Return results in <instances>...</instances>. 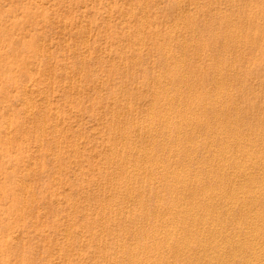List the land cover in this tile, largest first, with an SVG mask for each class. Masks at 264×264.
Returning <instances> with one entry per match:
<instances>
[{"label":"rangeland","instance_id":"obj_1","mask_svg":"<svg viewBox=\"0 0 264 264\" xmlns=\"http://www.w3.org/2000/svg\"><path fill=\"white\" fill-rule=\"evenodd\" d=\"M214 1L215 0H0V264H136V262L137 264L140 262L141 264H159V262L162 264L167 260V264H179V262L180 264H202V262L203 264H208L211 262L212 257L213 260H215L216 256L213 252H208L200 247L201 244H213L215 240L216 243L219 242L221 244H217L219 247L227 250L228 255L229 253L231 254L229 256L227 255V258L229 257L230 259L233 256V251H236V253L234 252L235 255L241 254L240 252H242L243 249L244 253L249 254L252 252V248L246 250L247 248H245V246H241L242 249L239 245H234L233 243L238 239L237 237L241 239L239 234L244 238L242 240H247V236L250 238L252 234L254 235L255 233H263L264 235V190H262L264 189V175H262L264 174V170H262L264 169V165H259L260 163H264V159L258 164L252 161L248 162L247 160L249 159V155H261V157L264 158V132H261L264 131V110H262V108L264 109V0ZM223 2L225 3L222 4ZM211 5L214 7L212 8ZM226 21H228V23ZM226 24L228 27H225ZM229 24L233 26H229ZM220 25L221 28H219ZM240 25H243V27H240ZM229 27L232 28V31ZM241 28H243V30ZM238 30L239 32H236ZM235 34H239L238 37H236L237 35ZM202 38L205 39L204 44ZM217 40H219V42ZM214 42L217 44H214ZM181 45L183 46L180 47ZM234 49H236V51ZM187 55L189 56L187 57ZM189 58L191 59L190 61H188ZM194 59H196L195 62H193ZM212 61H214V63ZM215 61L220 63L216 64ZM190 62L193 63L190 64ZM197 65L199 66L198 68ZM170 68L172 69L170 70ZM216 68H218L217 70L221 68V70L217 71ZM195 69L198 71L197 75ZM193 70L195 71L193 72ZM235 72L237 73L235 74ZM235 75L236 77L240 76L242 79L239 77V80ZM217 77L219 79H217ZM157 78L158 80H156ZM230 78L231 80L229 81ZM215 80H217L216 83ZM222 82L224 83L222 84ZM149 85L153 87V90L149 88ZM216 85L219 90L216 88ZM166 87L168 89H166ZM158 88L159 91H162H160L161 93L158 91ZM162 89H164V91ZM214 90L218 91L217 94L222 91L219 95L225 97V99L227 97L226 100L230 102L225 100L221 102L222 104H216V102L211 99L216 95ZM166 93H169V96ZM172 93L173 98H171ZM200 93L201 96H204L203 93H205L204 97H206L205 102L207 103L203 104L204 107H210L209 109H211L215 104L217 106L219 105L218 108H226L228 115L232 119L231 121H233V119L238 121L236 122L234 120L231 126L228 127L223 124L224 122L222 119L221 122L218 119H210V117L202 112L203 109L196 108L200 103V106L202 105V102L197 99L200 98ZM259 95H261L260 99ZM166 96L168 97L167 99ZM249 96L250 98L246 100ZM257 96L258 98H256ZM232 98H234L233 101ZM195 99L197 100L195 101ZM159 100L160 102L157 103ZM166 100L167 102L170 101V104L167 103ZM249 100L250 102L247 103ZM175 101L179 103L175 104ZM185 102H188V105ZM196 102L197 105L195 104ZM237 102L239 103V107L236 106L238 105ZM182 103L185 104V106ZM158 104L161 105L159 106ZM171 104L173 105L171 106ZM255 104L257 105L255 106ZM241 106L244 108L242 109ZM191 110L195 112L191 113ZM206 110L208 111V109ZM153 111H155V113H153ZM234 111L237 115L234 114ZM156 114H166V121H162V123L156 121L154 125V119H151V117ZM179 114L181 115L179 116ZM247 115L248 117H246ZM188 118L190 119L188 120ZM171 120L176 124L175 126H173ZM192 120H196L201 124L196 125V122L191 124L190 122ZM186 121H190L189 123L194 127V130ZM207 121H209L210 124ZM247 121L248 124L250 123L249 127L248 124H246ZM166 122L169 127L166 126ZM212 123L213 125H211ZM236 123L237 125H235ZM257 123L261 125L263 129H260L261 126L257 128ZM138 124L140 126L137 128ZM239 124L241 125L239 126ZM141 126L143 127L141 128ZM182 127L188 128L185 130L184 128L182 129ZM159 128L161 130H159ZM178 128H180L179 135L175 130L174 136L170 135L173 129ZM250 128H252L251 131ZM136 129H139L140 133L136 131ZM141 129L143 131H141ZM213 129L215 131H212ZM223 129L225 134L223 133ZM239 129L240 131L245 129L247 131H241L240 133V131L238 132ZM145 130H148V132H145ZM166 130H168V132ZM190 130H192V133H190ZM228 130L232 132L236 131L238 134L240 133L242 138L239 137L238 140H236L235 137H232L236 133H231V131ZM208 131L211 134L213 133L212 135L209 134V138ZM141 132L145 133L142 135ZM153 132H155L154 135ZM246 132H249L252 138L249 136V133L247 135ZM253 132L255 137L253 136ZM129 133H132V135L130 134V136H128ZM221 134L222 137L219 136ZM167 136H169V140L166 138ZM214 136L215 138L213 140ZM193 137L195 139L197 137L196 140L198 141L196 142L195 139L192 140ZM225 137L229 140L227 141ZM161 138H163L164 141ZM186 138L187 140L184 142ZM188 138H191L192 141ZM216 138H218L217 140L220 139L221 143H219L220 141L216 142ZM253 138H260L261 141L259 142L261 143L258 142V139L256 141L252 140ZM130 139L132 144L129 141ZM206 139H211V141L208 140V143L210 144L211 142L212 145L210 144V147H206L209 150L206 148L203 149V145L208 144ZM224 139V142H235V148L231 142L230 146H232V152L229 146L228 150H225L224 154H219V156L217 155L218 148H223L221 146L224 145L222 142ZM235 140L238 142L240 141V144ZM243 140L245 141L243 142ZM148 141L149 144L147 143ZM170 142H172V144ZM126 143H130L131 145L129 144V146L131 147H128ZM167 143L169 145H167ZM182 143H184V145L186 143V146ZM188 143H191L193 146ZM251 143H254L252 144L253 146H250ZM138 144L144 146L141 145V147L140 145L138 146ZM226 144L227 143H225V145ZM178 145L180 147H177ZM243 145L245 146L244 148H246V146L248 147L244 151ZM168 146L170 147L169 150ZM173 146L175 150L172 149ZM213 146L214 148H211ZM158 147L159 150L162 149V152L158 151ZM183 147H190V151L187 152L188 154L184 152L185 150ZM236 147L239 149L238 151L235 150ZM144 148H146V150ZM259 148H262L263 151ZM213 149H215V152ZM135 150H137L136 154L132 152H135ZM178 150H181L182 153H178ZM154 151H156V154ZM172 151H174V153H172ZM235 151H237V156H239L238 159L235 155ZM147 152L148 154H145ZM213 152H217L216 155ZM225 154L227 158L230 154L231 156L233 155L232 157H234L235 160L232 158H228V160ZM112 156L116 157L112 158ZM153 156H157L158 158L154 160L155 157ZM218 156L221 157V160ZM122 158L124 159L121 160ZM146 158L148 160H146ZM174 158H176V160ZM225 158L227 160H225ZM125 159H127V162H125ZM194 159L195 162H193ZM216 159L217 161L219 159V163L215 161ZM142 160L146 161L143 163ZM243 160L245 164H243ZM121 161H124L123 164ZM184 161H187L188 164H185ZM227 161L229 162L228 164ZM134 162L136 163L135 165L140 163L138 168L141 166V163L142 166L145 164L147 167L141 166V169H138L137 166L134 165ZM151 162L152 165H150ZM238 162L242 167L244 165L243 169H246V167L249 168V165L251 166L249 169L253 174L255 173L254 177H252L253 180L255 179L254 181L251 177H246L245 174L242 175L243 171L242 168H239L241 166ZM225 163L226 165H224ZM154 164L157 166L155 165L156 167H154ZM216 164L220 166L216 167ZM171 165H174V168H170L169 170ZM206 165L210 166V168H207ZM219 167L222 168L220 169ZM252 167H254V171H252ZM235 168H237V171ZM173 169H175L174 173L172 172ZM140 170H142V172ZM147 170L149 173H147ZM165 170L167 171V175L165 174ZM238 170L240 171L238 172ZM256 170L257 172H255ZM150 171L152 172V177L148 178L151 176ZM256 175L257 178L255 177ZM175 176H177L178 179L182 176L183 183H179L181 178L178 180L175 179ZM226 176L228 177L226 178ZM235 177L238 178L236 179ZM185 178L188 180L186 181ZM247 178L249 180H247ZM166 179L169 180L166 181ZM250 179L253 181L251 182L253 185L249 184L251 181ZM171 180L173 182L170 183H173L175 188L168 186ZM246 180L247 185L245 184ZM185 181L187 183L184 184ZM221 182L223 186L220 184ZM197 183H200L199 186ZM229 183L232 188L229 187ZM154 184H158V186L156 187ZM166 185L170 190L166 188ZM179 185H181V188ZM241 185L242 189L245 188V185L248 186V189L245 188L247 190L245 193L241 191V193L243 192L244 194V196L242 194L243 197L247 195L246 198L250 199L248 196L251 197V194H253L251 193L252 188L254 194H256V192L257 195L260 194L257 198L260 197V200H262H258V202L255 203V205L258 204L256 206L253 205V203L252 205L248 203L247 207L244 206L249 213L252 212L250 215L243 211L244 208L242 205H244L243 202H246V200L238 201L237 195V197L231 196L228 200L226 199L227 203L225 200L219 201L218 203L216 202L217 205H219L215 207L216 205L214 206L213 204L214 207L211 209L209 208L210 210L204 207V203H206L204 201H207L206 192H208V194L213 192L214 194H210L220 195L219 192L223 193L229 189L233 191L235 187H241ZM202 186L208 191L206 189L204 190ZM220 186L226 190L223 191ZM261 187L262 189H260ZM164 188L165 190H163ZM166 189L170 193H168ZM181 189L185 190H182L183 192L178 191ZM160 190L162 192H160ZM171 190L173 193H171ZM189 192H192L193 200ZM176 193L177 195H175ZM183 193L184 196L186 194V197L183 196ZM195 193L196 195H194ZM201 193L202 196L205 195L206 197H202ZM173 194L177 198H175ZM138 196H140V198ZM200 197L203 201L200 200ZM154 198L156 201L153 200ZM231 198L233 199L231 200ZM172 200H174L173 203ZM175 200L179 201L176 202ZM199 200L200 203H202H198L203 205V209L201 208L200 210L197 209L199 204L196 205V202ZM233 201H237L238 205L242 203V205L238 206L236 205L237 202L233 203ZM153 202H155V204H153ZM174 202L182 205V207H184V204H186V207L197 206L196 213L190 215V217L188 216L189 218L185 217L187 219L184 220L185 222H182L178 217L179 215L177 214L178 216H176V213H174L180 205L176 206ZM160 206H162V208H160ZM166 206L172 209L168 210ZM248 206L250 208H248ZM163 207L166 208V210H164ZM157 208L158 210H156ZM214 208L221 216H218V213L213 211ZM250 209L253 210L250 211ZM154 210L157 212L155 213ZM229 210L232 211L228 212ZM240 210H242V213ZM254 210H256V212ZM208 211L209 213H207ZM149 212L153 213L150 215ZM214 212L217 213V216H215L216 214ZM131 213L133 214L132 217L130 215ZM163 213L166 214L164 215ZM199 213L203 216L201 217ZM137 214L138 216H136ZM207 214L208 216H206ZM213 214L216 219L218 218V222L221 220L223 221L217 225L219 229L217 234H220L219 236L217 234V236L215 235L216 232H213V229L211 230V228H206L204 226L206 225V217L208 218L209 215ZM253 214L257 216L255 217ZM137 217H139L138 222L136 221ZM193 218L196 220V224L198 223L196 227H201L198 230L197 228H193L195 227L194 225L191 228V224H195ZM132 219L135 220L133 221ZM160 219L162 220L160 221ZM170 219L171 221H175L179 230L181 226L183 227L184 231L182 229L180 230V232L182 231L183 233H180L179 230L175 228L176 226L172 224L174 222H171ZM135 222L136 224H134ZM152 223L154 224L152 225ZM181 223L183 225H181ZM223 223L225 228L222 226L220 227ZM231 224L232 226H230ZM147 225H150V227ZM169 225L170 229L168 228ZM162 226L164 228H160ZM202 226H204L206 230L203 229ZM252 226L253 228L255 226V228L253 229ZM259 226V230L254 233L253 230ZM144 228L145 230H143ZM153 229L155 231L154 234H152ZM173 229L175 233H172ZM195 229L196 233L198 231L197 234L194 232ZM201 229H203L204 232H201ZM142 230L146 235H144ZM187 230H190L188 231L189 233ZM199 230L201 231L199 232ZM131 231H133L132 233L135 232L133 236H131ZM236 231H238V233ZM208 232L209 235H207ZM210 232L213 233L210 235ZM248 232L250 234H248ZM129 233L131 234L129 235ZM142 233L145 237L140 236ZM204 233L207 235H204L205 238L203 237ZM263 235L260 234L259 236L263 238ZM164 236L165 239H163ZM188 236L193 238H189V240ZM182 237V241H184V239L188 241H186L187 243L184 241L180 244V248L182 246L184 247H182V249H184L183 251L189 250V252L185 254H183L180 249L177 251L174 246H171L167 241L170 238ZM198 237L201 239H198ZM210 237H212V240H208ZM216 237H218L219 241L215 239ZM226 237L229 238V240L232 237L231 241H227ZM140 238L141 240H139ZM148 238L153 239V241L148 240ZM223 240L226 241L224 242ZM155 241H158L159 247L156 250L148 249ZM140 243L143 245L146 244L149 247L144 250L143 247H140V245L143 246ZM230 243L233 244V248L229 245ZM213 245H215V243ZM124 246L126 247L124 248ZM185 246H188L189 249ZM227 246H229V250ZM258 246L259 249H264V241L258 244ZM258 246H256V248ZM230 248H232V250ZM234 248H239V252ZM142 249L144 251H142ZM159 249L162 250L163 253L159 251ZM166 250L168 252H166ZM131 251H134L133 254ZM196 251H199L200 257L197 255L198 253L196 254ZM159 252H161V255H159ZM166 253L167 255H165ZM207 253L211 259L207 257ZM201 254L206 257H203L205 261H207V259L210 260L207 262L201 261L203 260V258L201 259ZM168 255H170L169 258ZM241 255L244 256L245 254ZM135 256H137V258ZM172 256H174L175 260ZM188 256H192V263L188 261ZM196 256L201 260L196 258ZM234 256L232 257L233 259H231L232 262L229 261L230 259H227L229 262L227 261L228 263H225L226 261H224V264H243L234 259ZM156 257L158 258L156 259ZM165 257H167L166 260ZM140 259L142 261H140ZM152 259L154 261L153 263ZM221 261L223 262V260H220V262ZM220 262L219 264L222 263ZM163 264H166V262Z\"/></svg>","mask_w":264,"mask_h":264},{"label":"bare ground","instance_id":"obj_2","mask_svg":"<svg viewBox=\"0 0 264 264\" xmlns=\"http://www.w3.org/2000/svg\"><path fill=\"white\" fill-rule=\"evenodd\" d=\"M214 2H216V0H215ZM227 2H228V1H227ZM224 3H225V2H223L222 4H224ZM228 3H229V2H228ZM213 4H214V3H213ZM232 4H233V3H232ZM229 5L231 6L230 3H229ZM230 6H229V8H230ZM211 7H212V5H211ZM213 7H214V6H213ZM213 7H212V8H213ZM232 7H233V6H232ZM235 7H236V5H235ZM216 8H218V7H216ZM231 9H232V8H231ZM213 10H214V9H213ZM235 13H236V12H235ZM247 13H248V12H247ZM250 15H251V14H250ZM250 18H253V17H250ZM219 21H220V20H219ZM219 21H218V22H219ZM251 21H252V20H251ZM221 22H223V21H221ZM226 22L228 23V21H226ZM210 23H211V22H210ZM216 23H217V21H216ZM224 23H225V22H224ZM249 23H250V22H249ZM212 24H213V23H212ZM218 24H219V23H218ZM222 24H223V23H222ZM246 24H247V23H246ZM243 25H244V24H243ZM243 25H240V27H241V26L243 27ZM218 26H219V25H218ZM229 26H233V25H230V24H229ZM246 26H247V25H246ZM253 26H254V25H253ZM225 27H228L227 24H226ZM216 28H217V27H216ZM219 28H221V25H220ZM229 28H231V27H229ZM236 28H237V27H236ZM244 28H246V27H244ZM224 29H226V28H224ZM238 29H239V28H238ZM241 29L243 30V28H241ZM257 29H258V28H257ZM219 30H220V29H219ZM226 30H227V29H226ZM249 30H250V29H249ZM251 30H252V28H251ZM228 31H230V30H228ZM231 31H232V28H231ZM244 31H245V30H244ZM202 32H203V31H202ZM236 32H239V30L236 31ZM209 33H210V32H209ZM209 33H208V34H209ZM223 33H224V32H223ZM231 33H232V32H231ZM233 33H234V32H233ZM244 33H245V32H244ZM244 33H243V34H244ZM251 33H252V32H251ZM256 33H257V32H256ZM256 33H255V34H256ZM261 33H263V32H261ZM261 33H260V34H261ZM197 34H198V33H197ZM197 34H196V35H197ZM205 34H206V33H205ZM239 34H240V33H239ZM239 34H238V35H239ZM225 35H226V34H225ZM227 35H228V34H227ZM229 35H230V34H229ZM235 35H237V34H235ZM235 35H234V36H235ZM238 35H237L236 37H238ZM244 35H245V34H244ZM223 36H224V35H223ZM248 36H249V35H248ZM196 37H197V36H196ZM196 37H195V38H196ZM240 37H241V36H240ZM255 37H256V36H255ZM192 38H193V37H192ZM197 38H198V37H197ZM211 38H212V37H211ZM211 38H210V39H211ZM224 38H225V37H224ZM228 38H229V37H228ZM234 38H235V37H234ZM202 39H203V44H204V40H205V39H204V38H202ZM213 39H214V37H213ZM235 39H236V38H235ZM250 39H251V38H250ZM260 39H261V38H260ZM207 40H208V39H207ZM228 40H229V39H228ZM236 40H238V39H236ZM192 41H193V40H192ZM210 41H211V40H210ZM214 41H215V39H214ZM217 41L219 42V40H217ZM222 41H223V40H222ZM231 41H232V39H231ZM243 41H244V39H243ZM243 41H242V42H243ZM250 41H251V40H250ZM190 42H191V41H190ZM225 42H226V39H225ZM239 42H240V41H239ZM183 43H184V42H183ZM187 43H188V42H187ZM193 43H194V42H193ZM193 43H192V44H193ZM233 43H234V42H233ZM201 44H202V43H201ZM201 44H200V45H201ZM208 44H209V43H208ZM214 44H217V43L214 42ZM214 44H213V45H214ZM183 45H184V44H183ZM183 45H181L180 47H182ZM211 45H212V43H211ZM231 45H232V44H231ZM242 45H243V44H242ZM257 45H258V44H257ZM167 46H168V45H167ZM193 46H194V45H193ZM236 46H237V45H236ZM251 46H252V45H251ZM184 47H185V46H184ZM184 47H183V48H184ZM196 47H197V46H196ZM221 47H222V46H221ZM201 48H202V45H201ZM217 48H218V47H217ZM227 48H228V47H227ZM235 48H236V47H235ZM168 49H169V47H168ZM249 49H250V47H249ZM251 49H252V48H251ZM179 50H180V49H179ZM188 50H189V49H188ZM188 50H187V51H188ZM224 50H225V49H224ZM224 50H223V51H224ZM234 50L236 51V49H234ZM182 51H183V50H182ZM182 51H181V52H182ZM201 51H202V50H201ZM225 51H226V50H225ZM183 52H184V51H183ZM215 52H216V51H215ZM217 52H218V51H217ZM245 52H246V50H245ZM194 53H195V52H194ZM200 53H201V52H200ZM200 53H199V54H200ZM213 53H214V52H213ZM219 53H220V50H219ZM230 53H231V52H230ZM239 53H240V52H239ZM182 54H183V53H182ZM234 54H235V52H234ZM237 54H238V53H237ZM206 55H208V54H206ZM218 55H220V54H218ZM228 55H230V54H228ZM241 55H242V54H241ZM188 56H189V55H187V57H188ZM193 56H194V55H193ZM198 56H199V55H198ZM198 56H197V57H198ZM213 56H214V55H213ZM213 56H212V57H213ZM215 56H216V54H215ZM194 57H195V56H194ZM203 57H204V56H203ZM223 57H224V56H223ZM182 58H183V56H182ZM190 58H191V57H190ZM190 58L188 59V61L191 60ZM199 58H200V56H199ZM220 58H222V57H220ZM235 58H236V56H235ZM217 59H218V58H217ZM212 60H213V59H212ZM221 60H223V59H221ZM192 61H193V60H192ZM195 61H196V59H194L193 62H195ZM219 61H220V60H219ZM224 61H225V60H224ZM226 61H227V60H226ZM162 62H163V61H162ZM162 62H161V63H162ZM186 62H187V61H186ZM193 62H190V64L193 63ZM212 62L214 63V61H212ZM215 63L218 64V63H220V62L217 63V62L215 61ZM227 63H229V62H227ZM169 64H170V62H169ZM173 64H175V63H173ZM173 64H172V65H173ZM187 64H188V62H187ZM195 64H196V63H195ZM225 64H226V62H225ZM231 64H232V63H231ZM192 65H193V64H192ZM185 66H186V65H185ZM188 66H189V64H188ZM194 66H195V65H194ZM217 66H218V65H217ZM219 66H220V65H219ZM221 66H222V65H221ZM172 67H173V66H172ZM178 67H179V65H178ZM198 67H199V66L197 65V68H198ZM232 67H233V64H232ZM237 67H238V66H237ZM185 68H186V67H185ZM187 68H188V67H187ZM190 68H191V67H190ZM192 68H195V67H192ZM221 68H222V67H221ZM221 68H220V70H221ZM233 68H234V67H233ZM235 68H236V66H235ZM171 69H172V68H170V70H171ZM206 69H207V68H206ZM217 69H218V68H216V70H217ZM224 69H227V68H224ZM228 69H229V68H228ZM165 70H166V69H165ZM173 70H175V69H173ZM180 70H181V68H180ZM195 70H196V69H195ZM195 70H193V72H194ZM210 70H211V69H210ZM220 70H217V71H220ZM231 70H232V69H231ZM233 70H234V69H233ZM237 70H239V69H237ZM240 70H241V68H240ZM191 71H192V70H191ZM200 71H201V70H200ZM200 71H199V72H200ZM223 71H224V70H223ZM227 71H228V70H227ZM227 71H225V72H227ZM249 71H250V70H249ZM169 72H170V71H169ZM193 72H192V74H193ZM195 72H196V75H197L198 71L196 70ZM232 72H233V71H232ZM237 72H238V71H237ZM237 72H235V74H236ZM209 73H210V72H209ZM209 73H208V74H209ZM229 73H230V72H229ZM176 74H177V73H176ZM181 74H182V73H181ZM181 74H179V75H181ZM211 74H212V73H211ZM217 74H218V73H217ZM221 74H222V73H221ZM226 74H228V73H226ZM230 74H231V73H230ZM164 75H165V74H164ZM209 75H210V74H209ZM242 75H243V74H242ZM153 76H154V75H153ZM153 76H152V77H153ZM170 76H171V75H170ZM173 76H175V75H173ZM176 76H177V75H176ZM199 76H200V74H199ZM199 76H198V77H199ZM210 76H211V75H210ZM212 76H213V75H212ZM159 77H160V76H159ZM235 77H236V75H235ZM239 77H240V76H238V77H236V78H239ZM148 78H149V77H148ZM163 78H164V77H163ZM180 78H181V77H180ZM205 78H206V77H205ZM222 78H223V77H222ZM222 78H221V79H222ZM231 78H232V77H231ZM231 78L229 79V81L231 80ZM236 78H235V79H236ZM240 78H241V77H240ZM240 78H239V80H240ZM251 78H252V77H251ZM150 79H151V78H150ZM172 79H173V78H172ZM177 79H178V78H177ZM185 79H186V78H185ZM217 79H219V78L217 77ZM225 79H226V78H225ZM241 79H242V78H241ZM156 80H158V78H157ZM162 80H163V79H162ZM164 80H165V79H164ZM198 80H199V79H198ZM210 80H211V78H210ZM222 80H223V79H222ZM226 80H227V79H226ZM237 80H238V79H237ZM149 81H150V80H149ZM149 81H148V82H149ZM170 81H171V80H170ZM174 81H175V79H174ZM177 81H178V80H177ZM177 81H176V82H177ZM220 81H221V80H220ZM165 82H166V81H165ZM179 82H180V81H179ZM183 82H184V81H183ZM192 82H193V81H192ZM203 82H204V81H203ZM209 82H210V81H209ZM213 82H214V80H213ZM216 82H217V80H215V83H216ZM218 82H219V81H218ZM226 82H227V81H226ZM168 83H169V82H168ZM180 83H181V82H180ZM195 83H197V82H195ZM199 83H200V81H199ZM199 83H198V84H199ZM223 83H224V82H222V84H223ZM227 83H229V82H227ZM173 84H174V83H173ZM184 84H185V83H184ZM205 84H206V83H205ZM207 84H208V83H207ZM210 84H212V83H210ZM229 84H230V83H229ZM151 85H152V84H151ZM151 85H149V88H152V90H153V87H151ZM156 85H157V84H156ZM174 85H175V84H174ZM182 85H183V84H182ZM202 85H203V84H202ZM208 85H209V84H208ZM218 85H219V84H218ZM164 86H165V85H164ZM164 86H163V87H164ZM168 86H169V85H168ZM187 86H188V85H187ZM158 87H160V86H158ZM161 87H162V86H161ZM177 87H178V86H177ZM194 87H195V86H194ZM197 87H198V85H197ZM210 87H211V86H210ZM213 87H215V86H213ZM217 87H218V86L216 85V88H217ZM228 87H229V86H228ZM155 88H156V87H155ZM198 88H199V87H198ZM224 88H225V87H224ZM245 88H246V87H245ZM166 89H168V88L166 87ZM174 89H175V88H174ZM187 89H189V88H187ZM187 89H186V91H187ZM193 89H194V88H193ZM193 89H192V90H193ZM207 89H208V88H207ZM210 89H211V88H210ZM217 89H218V88H217ZM156 90H157V89H156ZM156 90H155V91H156ZM162 90L164 91V89H162ZM172 90H173V88H172ZM184 90H185V88H184ZM218 90H219V89H218ZM220 90H221V89H220ZM225 90H226V89H225ZM158 91H159V88H158ZM160 91H161V90H160ZM160 91H159V92H160ZM181 91H182V90H181ZM193 91H194V90H193ZM201 91H202V90H201ZM209 91H210V90H209ZM212 91H213V90H212ZM214 91H215L216 95L214 94L215 96H213V98H211V99H212L213 101H215L216 104L221 103V102H224V101L227 99V97H226V99H225V97L219 95L222 91L219 92L218 94H217V92H218L217 90H214ZM150 92H151V91H150ZM150 92H149V93H150ZM161 92H162V91H161ZM161 92H160V93H161ZM167 92H168V90H167ZM204 92H206V91H204ZM207 92H208V90H207ZM250 92H251V91H250ZM250 92H248V93H250ZM147 93H148V92H147ZM147 93H146V94H147ZM174 93H175V92H174ZM191 93H192V91H191ZM213 93H214V92H213ZM226 93H228V92H226ZM232 93H233V92H232ZM240 93H241V92H240ZM146 94H145V95H146ZM166 94H167V93H166ZM180 94H181V93H180ZM185 94H186V92H185ZM203 94H204V96H205V93H203ZM207 94L211 95L210 93H207ZM229 94H230V93H229ZM236 94H237V93H236ZM163 95H164V94H163ZM167 95L169 96V93H168ZM178 95H179V94H178ZM197 95H198V94H197ZM223 95H224V94H223ZM225 95H226V94H225ZM227 95H228V94H227ZM231 95H232V94H231ZM233 95H234V93H233ZM251 95H252V94H251ZM254 95H255V94H254ZM263 95H264V94H263ZM154 96H155V93H154ZM171 96H172L171 98H173V93L171 94ZM204 96H201V93H200V98H197L198 96L196 97L200 102H202V105H201L202 107L200 106L201 103L199 102V103H200V104L198 105L199 107L197 106L196 108H197V109H198V108L203 109V111H202V110H201V111L204 112L208 117H210V119H211V118L218 119L220 122H221V119H222V121L224 122L223 124H224L225 126L227 125L228 127H230L231 124L233 123V121H234L235 119H233V121H231L232 119H231L230 116L228 115L226 108L224 109L223 107H222V108L219 107V108H220V109H219V108H218L219 105L217 106L216 104H215V106L212 107L211 109H209L210 107H209L208 105H207V106H208L209 108L204 107L203 104H206V103H207V102H205L206 97H204ZM207 96H208V95H207ZM237 96H238V95H237ZM237 96H236V97H237ZM260 96H261V95H259V99L261 98ZM150 97H151V96H150ZM176 97H177V95H176ZM193 97H194V95H193ZM193 97H192V98H193ZM232 97H233V96H232ZM243 97H244V96H243ZM151 98H153V97H151ZM155 98H156V97H155ZM167 98H168V97L166 96V99H167ZM177 98H178V97H177ZM177 98H176V99H177ZM186 98H187V97H186ZM186 98H185V99H186ZM229 98H230V97H229ZM241 98H242V94H241ZM249 98H250V96H249L246 100H248ZM256 98H258V96H257ZM159 99H160V98H159ZM183 99H184V98H183ZM193 99H194V98H193ZM197 99H195V101H196ZM233 99H234V98H232V101H233ZM238 99H239V98H238ZM252 99H254V98H252ZM151 100H152V99H151ZM189 100H190V99H189ZM236 100H237V99H236ZM155 101H156V100H155ZM163 101H164V100H163ZM168 101H169V100H168ZM176 101H177V100H176ZM176 101H175V104L179 103V102L176 103ZM208 101H209V100H208ZM226 101H229V100H226ZM238 101H239V100H238ZM254 101H256V100H254ZM263 101H264V100H263ZM152 102H153V101H152ZM152 102H151V103H152ZM159 102H160V100H159L157 103H159ZM166 102H167V100H166ZM169 102H170V101H169ZM169 102H167V103H169ZM171 102H172V101H171ZM189 102H193V101H189ZM204 102H205V103H204ZM229 102H230V101H229ZM239 102H240V101H239ZM248 102H250V100L247 101V103H248ZM185 103H186V102H185ZM237 103H238V102H237ZM155 104H156V102H155ZM169 104H170V103H169ZM182 104H183V103H182ZM186 104L188 105V102H187ZM191 104H194V103H191ZM195 104L197 105V102H196ZM208 104H209V103H208ZM221 104H222V103H221ZM223 104H224V103H223ZM233 104H234V103L232 102V105H233ZM242 104H243V103H242ZM253 104H254V102H253ZM158 105H159V104H158ZM160 105H161V104H160ZM160 105H159V106H160ZM164 105H165V104H164ZM166 105H167V104H166ZM172 105H173V104H171V106H172ZM183 105L185 106V104H183ZM210 105H211V104H210ZM225 105L227 106L228 104H225ZM256 105H257V104H255V106H256ZM168 106H169V105H168ZM174 106H175V105H174ZM176 106H177V105H176ZM192 106H195V105H192ZM192 106H191V108H192ZM221 106H223V105H221ZM228 106H229V105H228ZM233 106H234V105H233ZM236 106L239 107V103H238V105H236ZM248 106H249V105H248ZM253 106H254V105H253ZM253 106H252V107H253ZM262 106H263V105H262ZM150 107H151V106H150ZM152 107H153V106H152ZM156 107H157V106H156ZM156 107H155V108H156ZM162 107H163V105H162ZM164 107H165V106H164ZM166 107H167V106H166ZM181 107H182V105H181ZM181 107H180V108H181ZM241 107H242V106H241ZM244 107H245V104H244ZM244 107H242V109H243ZM187 108H188V107H187ZM227 108H228V107H227ZM248 108H249V107H248ZM160 109H161V108H160ZM168 109H169V108H168ZM181 109H182V108H181ZM181 109H180V111H181ZM206 109H208V111H207ZM240 109H241V108H240ZM242 109H241V110H242ZM150 110H151V109H150ZM177 110H178V109H177ZM177 110H176V111H177ZM209 110H210V111H209ZM230 110H231V106H230ZM234 110H235V109H234ZM236 110H237V109H236ZM244 110H246V109H244ZM259 110H260V109H259ZM262 110H264V109L262 108ZM180 111H179V112H180ZM191 111H192V110H191ZM191 111H190V112H191ZM197 111H198V110H197ZM252 111H253V108H252ZM158 112H159V110H158ZM165 112H166V109H165ZM167 112H168V110H167ZM171 112H172V111H171ZM194 112H195V111H194ZM194 112L192 111L191 113H194ZM231 112H232V110H231ZM241 112H242V111H241ZM259 112L261 113V110H260ZM151 113H152V112H151ZM153 113H155V111H153ZM176 113H177V112H176ZM186 113H188V112H186ZM186 113H185V114H186ZM149 114H150V113H149ZM169 114H170V113H169ZM173 114H174V113H173ZM173 114H172V117H173ZM185 114H184V116H185ZM189 114H190V113H189ZM199 114H200V113H199ZM229 114H230V113H229ZM234 114L237 115V114L235 113V111H234ZM250 114H251V113H250ZM255 114H256V112H255ZM165 115H166V114H165ZM165 115H164V114H158V115L156 114V115L152 116L151 119H154V120H153L154 125H155V122H156V121H160V123H162V121H163V122L166 121V116H165ZM180 115H181V114H179V116H180ZM200 115H201V114H200ZM231 115H232V114H231ZM243 115H244V112H243ZM248 115H249V114H248ZM248 115H247L246 117H248ZM263 115H264V114H263ZM263 115H262V116H263ZM169 116H170V115H169ZM184 116H183V117H184ZM203 116H204V115H203ZM232 116H233V115H232ZM238 116H240V115H238ZM241 116H242V115H241ZM255 116H256V115H255ZM255 116H254V119H255ZM260 116H261V115H260ZM172 117H171V118H172ZM187 117H188V116H187ZM189 117H190V116H189ZM201 117H202V116H201ZM235 117H236V116H235ZM250 117H251V116H250ZM173 118H174V117H173ZM176 118H177V116H176ZM179 118H180V117H179ZM184 118H185V117H184ZM184 118H183V120H184ZM192 118H194V117H192ZM192 118H191V119H192ZM195 118H196V117H195ZM203 118H204V117H203ZM241 118H242V117H241ZM241 118H240V120H241ZM243 118H244V117H243ZM189 119H190V118H188V120H189ZM197 119H198V117H197ZM208 119H209V118H208ZM248 119H249V118H248ZM248 119H246V120H248ZM176 120H177V119H176ZM262 120H263V119H262ZM151 121H152V120H151ZM151 121H150V122H151ZM167 121H168V120H167ZM178 121H179V120H178ZM209 121H210V120H209ZM209 121H207V122L209 123ZM235 121L237 122L238 120H235ZM244 121H245V120H244ZM251 121H252V119H251ZM171 122H172V120H171ZM174 122H175V121H174ZM179 122H180V121H179ZM183 122H184V121H183ZM183 122H182V123H183ZM189 122H190V121H188V122L186 121V123H189ZM193 122H196V125H197V124H201L200 122H198V121H196V120H192L190 123L192 124ZM207 122H206V123H207ZM213 122H214V121H213ZM241 122H242V121H241ZM257 122H258V118H257ZM260 122H262V121H260ZM172 123H173V122H172ZM177 123H178V122H177ZM184 123H185V122H184ZM190 123H189V124H190ZM202 123H203V122H202ZM217 123H218V121H217ZM238 123H239V122H238ZM134 124H135V123H134ZM134 124H133V125H134ZM150 124H151V123H150ZM170 124H171V123H170ZM189 124H188V125H189ZM191 124H190V125H191ZM209 124H210V123H209ZM223 124H222V125H223ZM246 124H248V121L246 122ZM253 124H254V123H253ZM175 125H176V124L173 123V126H175ZM184 125H185V124H184ZM211 125H213V123H212ZM220 125H221V124H220ZM235 125H237V123H236ZM240 125H241V124H239V126H240ZM244 125H245V124H244ZM249 125H250V123L248 124V127H249ZM256 125H257V128H258V126H261V125H258V123H257ZM139 126H140V125L138 124L137 128H138ZM164 126H165V125H164ZM166 126H168V125H167V122H166ZM178 126H180V125H178ZM199 126H200V125H199ZM214 126H215V125H214ZM233 126H234V125H233ZM246 126H247V125H246ZM251 126H252V125H251ZM142 127H143V126H141V128H142ZM153 127H154V126H153ZM157 127H158V125H157ZM168 127H169V126H168ZM170 127H171V126H170ZM188 127H189V126H188ZM188 127H187V128H188ZM191 127H192V125H191ZM197 127H198V126H197ZM204 127H205V126H204ZM221 127H222V126H221ZM223 127H224V126H223ZM236 127H237V126H236ZM253 127H254V125H253ZM253 127H252V128H253ZM255 127H256V126H255ZM134 128H135V127H134ZM163 128H164V127H163ZM180 128H181V127H180ZM180 128H178V129H173V131L171 130V131H172V134H170V135H173V136H174V130H175V132L179 135V133H180ZM183 128H184L185 130H187V128L182 127V129H183ZM205 128H208V127L206 126ZM211 128H212V126H211ZM237 128H238V127H237ZM241 128H242V127H241ZM245 128H246V127H245ZM252 128H250V131H251ZM259 128H260V127H259ZM147 129H149V128H147ZM190 129H191V128H190ZM192 129L194 130V127H192ZM197 129H198V128H197ZM197 129H196V131H197ZM201 129H202V128H201ZM214 129H215V128H214ZM214 129H213L212 131H215V130H216V129H215V130H214ZM253 129H254V128H253ZM260 129H263V127L261 126ZM153 130H154V129H153ZM153 130H152V131H153ZM159 130H161V129L159 128ZM164 130H165V128H164ZM168 130H169V128H168ZM168 130H166V131L168 132ZM185 130H184V131H185ZM204 130H205V129H204ZM210 130H211V129H210ZM210 130H209V131H210ZM226 130H227V129H226ZM226 130H225V131H226ZM235 130H237V129H235ZM245 130H246V129H245ZM245 130H243V131H245ZM248 130H249V128H248ZM258 130H259V129H258ZM136 131H139V129H138V130L136 129ZM141 131H143V130L141 129ZM154 131H155V130H154ZM184 131H183V132H184ZM191 131H192V130H190V133H192ZM196 131H195V132H196ZM206 131H207V130H206ZM209 131H208V138H209V134H211V133H209ZM217 131H218V130H217ZM219 131H220V129H219ZM228 131H231V130H228ZM228 131H227V133H228ZM239 131H240V129L238 130V132H239ZM241 131H242V130H241ZM241 131H240V133H241ZM243 131H242V132H243ZM246 131H247V130H246ZM255 131H257V130H255ZM133 132H134V131H133ZM145 132H148V130H147V131L145 130ZM145 132H143V133H145ZM150 132H151V131H150ZM164 132H165V131H164ZM169 132H170V131H169ZM185 132H186V131H185ZM204 132H205V131H204ZM220 132H221V131H220ZM233 132L236 133V131H233ZM233 132L231 131V133H233ZM261 132H264V131H261ZM139 133H140V131H139ZM143 133L141 132L142 135H143ZM154 133H155V132H153V135H154ZM156 133H157V132H156ZM186 133H188V132H186ZM216 133H217V132H216ZM216 133H214V134H216ZM223 133H224V129H223ZM240 133H239V134L236 133V134H234V136H232V137H235L236 140H238V138L241 137V136H240ZM248 133H249V132H246L247 135H248ZM257 133H258V132H257ZM130 134L132 135V133H129L128 136H130ZM133 134H134V133H133ZM150 134H151V133H150ZM161 134H162V133H161ZM161 134H160V135H161ZM212 134H213V133H212ZM212 134H211V135H212ZM224 134H225V133H224ZM224 134H223V135H224ZM244 134H245V133H244ZM246 134H245V135H246ZM253 134H254V132H253ZM123 135H124V134H123ZM151 135H152V134H151ZM162 135H163V134H162ZM164 135H165V134H164ZM167 135H169V134H167ZM175 135H176V134H175ZM188 135H189V134H188ZM197 135H198V134H197ZM211 135H210V136H211ZM217 135H218V134H217ZM242 135H243V133H242ZM257 135H258V134H257ZM128 136H127V137H128ZM165 136H166V135H165ZM198 136H199V135H198ZM219 136L222 137V134L219 135ZM249 136L251 137V134H250V133H249ZM253 136L255 137V134H254ZM259 136H260V135H259ZM127 137H125V138H127ZM131 137H132V136H131ZM144 137H145V136H144ZM146 137H147V136H146ZM162 137H163V136H162ZM168 137H169V136H167L166 138L168 139ZM183 137H185V136H183ZM187 137H189V136H187ZM190 137H191V135H190ZM194 137H195V136H194ZM194 137L192 138V140L195 139ZM132 138H133V137H132ZM142 138H143V137H142ZM147 138H148V137H147ZM158 138H159V137H158ZM214 138H215V136L213 137V140H214ZM225 138H226V137H225ZM241 138H242V137H241ZM246 138H247V136H246ZM251 138H252V137H251ZM261 138H262V137H261ZM263 138H264V137H263ZM153 139H154V138H153ZM161 139L163 140V138H161ZM182 139H183V138H182ZM188 139L191 140V138H188ZM196 139H197V137H196ZM196 139H195V141L197 142L198 140H196ZM217 139H218V138H216V142H217V141H220V139H219V140H217ZM221 139H222V138H221ZM231 139H232V138H231ZM248 139H250V138H248ZM257 139H258V142L261 141L260 138H257ZM257 139H254V138H253L252 140H255V141H256ZM259 139H260V140H259ZM155 140H156V138H155ZM159 140H160V139H159ZM168 140H169V139H168ZM186 140H187V138L184 140V142H186ZM190 140H188V141H190ZM192 140H191V141H192ZM206 140H207V139H206ZM208 140L211 141V139H208ZM208 140L206 141L207 143H208ZM226 140H227V138H226ZM228 140H229V139H228ZM228 140H227V141H228ZM232 140H233V139H232ZM236 140H235V141H236ZM126 141H127V140H126ZM126 141H125V142H126ZM129 141H130V143L132 144L131 139H130ZM145 141H146V140H145ZM163 141H164V140H163ZM165 141H166V139H165ZM170 141H172V140H170ZM180 141H181V140H180ZM210 141H209V142H210ZM224 141H225V139L222 140V142L224 143V145L221 146V147H223V148H218V154H217V155H219V154H224V151H225V150H228V147L231 145V142H232V141H231V142L228 143V142H224ZM244 141H245V140H243V142H244ZM246 141H247V140H246ZM115 142H116V141H115ZM122 142H123V141H122ZM176 142H177V140H176ZM181 142H182V141H181ZM201 142H202V141H201ZM201 142H200V143H201ZM206 142H205V143H206ZM236 142L240 144V141H239V142L236 141ZM253 142H254V141H253ZM263 142H264V140H263ZM263 142H262V143H263ZM130 143H129V144H130ZM147 143L149 144V141H148ZM152 143H153V142H152ZM161 143H162V142H161ZM164 143H165V142H164ZM168 143H169V142H168ZM168 143H167V145H169ZM170 143L172 144V142H170ZM173 143H174V142H173ZM191 143H192V142H191ZM191 143H188V144H191ZM202 143H203V142H202ZM219 143H221V141H220ZM219 143H218V144H219ZM225 143H227V144L225 145ZM232 143H233L234 148H235V144H234L235 142H232ZM237 143H236V144H237ZM245 143H246V142H245ZM254 143H256V142H254ZM254 143H251L250 146H253L252 144H254ZM259 143H261V142H259ZM126 144H128V143H126ZM129 144H128L127 146H128V147H131V146H129ZM131 144H130V145H131ZM145 144H146V143H145ZM148 144H147V145H148ZM158 144H159V143H158ZM178 144H179V143H178ZM182 144L184 145V143H182ZM210 144H211V142H210ZM210 144L208 143V144L203 145V146H204L203 149L206 148V147H208ZM216 144H217V143H216ZM248 144H249V142H248ZM139 145H140V144H138V146H139ZM141 145H142V144H141ZM141 145H140V146H141ZM165 145H166V144H165ZM174 145H176V144H174ZM179 145H180V144H179ZM179 145H178L177 147H180V146H181V145H180V146H179ZM191 145H192V144H191ZM196 145H197V144H196ZM196 145H195V146H196ZM211 145H212V144H211ZM211 145H210V146H211ZM213 145H214V144H213ZM241 145H242V144H241ZM257 145H258V144H257ZM142 146H144V145H142ZM142 146H141V147H142ZM145 146H146V145H145ZM158 146H159V145H158ZM184 146H186V143H185ZM187 146H189V145H187ZM192 146H193V145H192ZM210 146H209V147H210ZM218 146H220V145H218ZM218 146H217V147H218ZM141 147H140V148H141ZM156 147H157V146H156ZM161 147H162V146H161ZM168 147H169V146H168ZM201 147H202V146H201ZM242 147L244 148L245 146L243 145ZM242 147H241V148H242ZM255 147H256V144H255ZM263 147H264V146H263ZM263 147H262V148H263ZM148 148H149V147H148ZM148 148H147V149H148ZM152 148H153V147H152ZM162 148H163V147H162ZM181 148H182V147H181ZM189 148H190V147H189ZM189 148H188V147H185V148L183 147V149L185 150V151H184V150H183V151L187 153V152L190 151ZM191 148H192V147H191ZM211 148H214V146L211 147ZM215 148H216V147H215ZM229 148H230V151H231L232 146H230ZM241 148H240V149H241ZM246 148H248V147L246 146ZM246 148H244L243 151L246 150ZM249 148H250V147H249ZM262 148H261V149L259 148V149H260L261 151H263ZM138 149H139V148H138ZM144 149L146 150V148H144ZM155 149H156V148H155ZM169 149H170V147L168 148V150H169ZM172 149H174V146L172 147ZM177 149H178V148H177ZM193 149H194V147H193ZM197 149H198V148H197ZM206 149H208V148H206ZM254 149H256V148H254ZM257 149H258V148H257ZM130 150H131V149H130ZM133 150H134V149H133ZM151 150H152V149H151ZM151 150H150V151H151ZM161 150H162V149H161ZM161 150H159V147H158V151L160 152ZM168 150H167V152H168ZM174 150H175V149H174ZM198 150H199V149H198ZM200 150H201V149H200ZM208 150H209V149H208ZM213 150H214V152H215V149H213ZM213 150H212V151H213ZM235 150L238 151L239 149H237V147H236ZM241 150H242V149H241ZM241 150H240V151H241ZM136 151H137V150H135V152H134V151H132V152L136 154ZM176 151H177V150H176ZM206 151H207V150H206ZM233 151H234V149H233ZM237 151H235V152H236V154H235L236 156L238 155V154H237ZM243 151H241V152H243ZM258 151H259V150H258ZM142 152H143V151H142ZM148 152H149V151H148ZM148 152L145 153V154H148ZM151 152H152V151H151ZM159 152H158V153H159ZM161 152H162V151H161ZM163 152H164V151H163ZM167 152H166V153H167ZM179 152H181V150H180V151L178 150V153H179ZM184 152H183V154H184ZM192 152H193V151H192ZM194 152H195V150H194ZM200 152H202V151H200ZM203 152H204V150H203ZM203 152H202V153H203ZM214 152H213V153H214ZM231 152H232V151H231ZM231 152H230V153H231ZM241 152H240V153H241ZM259 152H260V151H259ZM154 153L156 154V151H154ZM172 153H174V151H172ZM181 153H182V152H181ZM181 153H180V154H181ZM202 153H201V154H202ZM216 153H217V152H216ZM216 153H214V154L216 155ZM226 153H227V152H226ZM233 153H234V152H233ZM240 153H239V154H240ZM253 153H254V152H253ZM255 153H256V150H255ZM261 153H263V152H261ZM142 154H144V153H142ZM151 154H152V153H151ZM155 154H154V155H155ZM163 154H164V153H163ZM187 154H188V153H187ZM191 154H192V153H191ZM248 154H249V153H248ZM248 154H247V155H248ZM132 155H133V154H132ZM140 155H141V152H140ZM168 155H169V152H168ZM170 155H171V154H170ZM181 155H182V154H181ZM202 155H203V154H202ZM210 155H211V154H210ZM215 155H214V156H215ZM235 155H234V156H235ZM240 155H241V154H240ZM243 155H244V154H243ZM262 155H263V154H262ZM134 156H135V155H134ZM141 156H142V155H141ZM145 156H147V155H145ZM145 156H144V157H145ZM150 156H151V155H150ZM159 156H160V155H159ZM166 156H167V155H166ZM172 156H173V154H172ZM174 156H175V154H174ZM184 156H185V154H184ZM187 156H188V155H187ZM219 156H220V155H219ZM219 156H218V157H219ZM232 156H233V155H232ZM232 156H231V154H230V156H228V158H232V159H234V157H232ZM114 157H116V156H114ZM114 157L112 156V158H114ZM121 157H122V156H121ZM123 157H124V156H123ZM126 157H127V155H126ZM138 157H139V154H138ZM147 157H148V156H147ZM153 157H155L154 160H155L156 158H158L157 156H153ZM167 157H168V156H167ZM177 157H178V156H177ZM177 157H176V158H177ZM182 157H183V156H182ZM196 157H198V156H196ZM196 157H194V158H196ZM225 157H226V154H225ZM238 157H239V156H237V159H238ZM241 157H243V156H241ZM124 158H125V157H124ZM124 158H122L121 160H123ZM127 158H128V157H127ZM129 158H130V155H129ZM131 158H132V157H131ZM133 158H136V157H133ZM141 158H142V157H141ZM159 158H161V157H159ZM162 158H163V157H162ZM165 158H166V157H165ZM165 158H164V160H165ZM169 158H170V156H169ZM176 158H174V159L176 160ZM185 158H186V157H185ZM191 158H192V157H191ZM212 158H213V157H212ZM212 158H211V160H212ZM220 158H221V157H219V159H220ZM226 158H227V157H226ZM226 158H225V160L228 159V158H227V159H226ZM248 158L250 159V160L247 159L248 162H249V161H252V162L255 163V164H256V163L258 164L260 161L262 162L263 159H264L263 157H261V155H260V156H259V155H258V156H257V155H256V156H254V155H253V156H252V155L250 156V155H249ZM110 159H111V158H110ZM166 159H167V158H166ZM183 159H184V158H183ZM186 159H187V158H186ZM213 159H214V158H213ZM219 159H218V161H217V159H216L215 161H217V162L219 163ZM240 159H241V158H240ZM243 159H244V158H243ZM125 160H126L125 162H127V159H125ZM131 160H133V159H131ZM138 160H139V159H138ZM146 160H148V159L146 158ZM146 160H145V161H146ZM152 160H153V159H152ZM154 160H153V161H154ZM168 160H169V159H168ZM179 160H180V158H179ZM184 160H185V159H184ZM190 160H191V159H190ZM190 160H188V161H190ZM192 160H193V159H192ZM208 160H209V159H208ZM220 160H221V159H220ZM223 160H224V159H223ZM225 160H224V161H225ZM228 160H229V159H228ZM234 160H235V159H234ZM241 160H242V159H241ZM244 160H246V159H244ZM244 160H243V162H244L243 164H245V161H244ZM129 161H130V160H129ZM129 161H128V162H129ZM133 161H134V160H133ZM142 161H143V160H142ZM145 161H143V163H144ZM166 161H167V160H166ZM202 161H203V160H202ZM110 162H111V161H110ZM123 162H124V161H123ZM123 162L121 161L122 164H123ZM130 162H132V161H130ZM160 162H161V161H160ZM162 162H165V161H162ZM176 162H177V161H176ZM182 162H183V160H182ZM184 162H185V161H184ZM193 162H195V159H194ZM193 162H192V164H193ZM197 162H198V161H197ZM225 162H226V161H225ZM248 162H247V163H248ZM132 163H133V162H132ZM137 163H138V162H137ZM148 163H149V161H148ZM168 163H169V162H168ZM179 163H181V162H179ZM186 163H187V161L185 162V164H186ZM211 163H212V161H211ZM228 163H229V162L227 161V164H228ZM235 163H236V162H235ZM235 163H233V164H235ZM241 163H242V161H241ZM135 164H136V163L134 162V165H135ZM139 164H140V163H139ZM139 164H138V165H135V166H137V168H138ZM156 164H157V163H156ZM156 164H154V167H156V166L158 165V164H157V165H156ZM170 164H171V163H170ZM187 164H188V163H187ZM194 164H195V163H194ZM212 164H213V163H212ZM220 164H221V163H220ZM238 164H239V162H238ZM249 164H250V163H249ZM249 164H246V165H249ZM255 164H254V166H255ZM261 164L264 165V163H260L259 165H261ZM112 165H113V164H112ZM150 165H152V162H151ZM155 165H156V166H155ZM163 165H164V163H163ZM163 165H162V166H163ZM176 165H177V163H176ZM181 165H182V164H181ZM189 165H190V164H189ZM189 165H187V166H189ZM224 165H226V163H225ZM230 165H231V164H230ZM239 165H240V164H239ZM126 166H127V165H126ZM135 166H134V167H135ZM141 166H142V163H141ZM141 166H140V167H141ZM143 166H145V168L147 167L145 164H144ZM143 166H142V167H143ZM158 166H159V165H158ZM206 166H207V165H206ZM212 166H213V165H212ZM215 166L218 167V166H220V165L217 166V164H216ZM221 166H222V165H221ZM235 166H236V165H235ZM240 166H241V165H240ZM252 166H253V165H252ZM140 167H139L138 169H141ZM148 167H149V165H148ZM151 167H152V166H151ZM151 167H150V168H151ZM163 167H164V166H163ZM189 167H190V166H189ZM208 167L210 168V166H207V168H208ZM224 167H225V166H224ZM224 167H223V168H224ZM233 167H234V166H233ZM236 167H239V166H236ZM250 167H251V166L249 165V168H250ZM257 167H258V166H257ZM262 167H263V166H262ZM158 168H159V167H158ZM165 168H166V166H165ZM170 168H174V165H171V167H169V170H170ZM177 168H178V166H177ZM181 168H182V167H181ZM187 168H188V167H187ZM211 168H212V167H211ZM219 168H220V167H219ZM221 168H222V167H221ZM221 168H220V169H221ZM239 168H242V171H243V174H242V175L245 174L246 177H251V178L254 177V174H255V173L253 174V173L250 171V169H249L248 167H246V169L248 168L247 171H246V169H243V168H244V165H243V167L241 166V167H239ZM253 168H254V167L251 168L252 171L255 170V169L253 170ZM259 168H260V166H259ZM263 168H264V167H263ZM122 169H123V168H122ZM143 169H144V168H143ZM156 169H157V168H156ZM175 169H176V168H175ZM175 169H173V171H172L173 173H174V170H175ZM235 169H236V171H237V168H235ZM260 169H261V168H260ZM124 170H125V169H124ZM144 170H145V169H144ZM148 170H149V168H148ZM148 170H147V173H149ZM161 170H162V169H161ZM163 170H164V169H163ZM169 170H168V172H169ZM181 170H184V169H181ZM181 170H180V171H181ZM209 170H210V169H209ZM209 170H208V171H209ZM227 170H228V168H227ZM262 170H264V169H262ZM262 170H261V171H262ZM140 171L142 172V170H140ZM194 171H195V170H194ZM199 171H200V170H199ZM222 171H223V170H222ZM236 171H235V172H236ZM239 171H240V170H238V172H239ZM258 171H259V170H258ZM120 172H121V171H120ZM122 172H123V170H122ZM141 172H140V173H141ZM154 172H155V171H154ZM154 172H153V173H154ZM159 172H160V171H159ZM161 172H162V171H161ZM166 172H167V171L165 170V174L167 175ZM170 172H171V171H170ZM209 172H210V171H209ZM233 172H234V171H233ZM255 172H257V170H256ZM124 173H125V171H124ZM128 173H129V172H128ZM147 173H146V174H147ZM151 173H152V172L150 171V174H151ZM162 173H163V172H162ZM186 173H187V172H186ZM186 173H184V174H186ZM236 173H237V172H236ZM134 174H135V173H134ZM143 174H144V172H143ZM168 174H169V173H168ZM193 174H194V173H193ZM199 174H200V173H199ZM202 174H203V173H202ZM209 174H210V173H209ZM158 175H159V174H158ZM219 175H220V174H219ZM228 175H229V174H228ZM262 175H264V174H262ZM262 175H261V176H262ZM149 176H150V175H149ZM159 176H160V175H159ZM163 176H164V175H163ZM173 176H174V175H173ZM178 176H179V174H178ZM187 176H188V175H187ZM198 176H199V175H198ZM222 176H223V175H222ZM233 176H234V175H233ZM245 176H244V177H245ZM258 176H260V175H258ZM135 177H136V176H135ZM151 177H152V174H151V176L148 177V178H151ZM164 177H165V176H164ZM168 177H169V175H168ZM175 177H176L175 179H178L177 176H175ZM181 177H182V176H181ZM181 177H180V178H181ZM183 177H184V176H183ZM215 177H216V176H215ZM215 177H214V178H215ZM220 177H221V176H220ZM227 177H228V176H226V178H227ZM239 177H240V176H239ZM255 177L257 178V175H256ZM262 177H263V176H262ZM154 178H155V177H154ZM171 178H173V177H171ZM180 178H179V179H180ZM221 178H222V177H221ZM235 178H236V177H235ZM237 178H238V177H237ZM237 178H236V179H237ZM161 179H162V178H161ZM179 179H178V180H179ZM182 179H183V178H181L180 181H179V183H181V184L183 183ZM185 179H186V178H185ZM185 179H184V180H185ZM212 179H213V178H212ZM230 179H231V178H230ZM243 179H244V178H243ZM262 179H263V178H262ZM150 180H151V179H150ZM159 180H160V178H159ZM167 180H169V179H166V181H167ZM187 180H188V179H186V181H187ZM202 180H204V179H202ZM247 180H249V179L247 178ZM247 180H246V183H245L246 185H247ZM250 180H251V179H250ZM252 180H253V178H252ZM252 180H251L250 183H249L250 185H251V184L253 185V183H251V182H253L255 179H254L253 181H252ZM256 180H257V179H256ZM134 181H135V180H134ZM138 181H139V180H138ZM143 181H144V180H143ZM175 181H177V180H175ZM186 181L184 182V184L187 183ZM221 181H222V180H221ZM236 181H237V180H236ZM242 181H243V180H242ZM242 181H240V182H242ZM260 181H261V177H260ZM136 182H137V181H136ZM154 182H155V180H154ZM170 182H173V181L171 180V181H169V183H170ZM199 182H200V181H199ZM218 182H219V181H218ZM222 182H223V181H222ZM222 182L220 183L221 185L223 184ZM143 183H144V182H143ZM177 183H178V182H177ZM179 183H178V184H179ZM233 183H234V182H233ZM237 183H238V182H237ZM144 184H145V183H144ZM148 184H149V183H148ZM164 184H165V182H164ZM164 184H163V186H164ZM167 184H168V183H167ZM190 184H191V181H190ZM197 184H198V183H197ZM199 184H200V183H199ZM199 184H198V186H199ZM225 184H226V183H225ZM249 184H248V185H249ZM128 185H129V184H128ZM138 185H139V184H138ZM146 185H147V183H146ZM154 185H155L156 187L158 186V184H157V185L154 184ZM186 185H187V184H186ZM203 185H204V184H203ZM242 185H243V183H242ZM242 185H241V187H240V186L235 187V188L233 189V191H231L232 189H229L228 191H225L226 189L224 190L223 187H222L223 185H222V186H220V187H222L223 191H225V192H223V193H220V192H219L220 195H218V194H217V195H213V194H214L213 192H210V193H213V194H210V193L208 194V192H206V194H207V195H206V196H207V201H206V200L204 201V202H206V203H204V205H205L204 207L207 208L208 210H210V209H211L212 207H214L215 205H216L215 207H217V206L219 205V204L217 205V203H218L219 201L225 200V202L227 203L226 199L228 200L229 197H231V196H232V197H235L236 195L238 196V198H237L238 201H240V200H241V201H242V200H243V201L246 200V202H243L244 205H242V203L238 205V202L235 201V202H237L236 205H238V206H241V205H242L243 208H244V206L247 207V204H248V203H250V205H252V203H253V205H255V203H257L258 200H260V197H259V198H257V197L260 195L259 192H260V189H262V187L259 189V192H258L259 195H257V192H256V194H254V192H253L254 190H252V188H251V191H252L251 193H253V194H251V197L248 196V197L250 198V199H248V198H246L247 195H245V197H243V196H244L243 192L245 193V192L247 191L245 188H247L248 186L245 185V188L242 189ZM147 186H148V185H147ZM149 186H150V184H149ZM163 186H162V187H163ZM168 186H170V187H174V184H173V183H170V184H168ZM180 186H181V185H179V187H180ZM182 186H184V185H182ZM206 186H207V185H206ZM224 186H225V185H224ZM226 186H227V185H226ZM234 186H236V185H234ZM234 186H233V187H234ZM257 186H258V185H257ZM162 187H161V189H162ZM176 187H177V186H176ZM202 187H203V186H202ZM207 187H208V186H207ZM229 187L232 188V186H230V183H229ZM239 187H240V188H239ZM148 188H149V187H148ZM154 188H155V187H154ZM166 188H169V187H167V185H166ZM174 188H175V187H174ZM180 188H181V187H180ZM180 188H179V189H180ZM186 188H188V187H186ZM186 188H185V189H186ZM203 188H204V190L206 189L205 187H203ZM203 188H202V190H203ZM209 188H210V187H209ZM249 188H250V187H249ZM258 188H259V187H258ZM177 189H178V188H177ZM185 189H181V190H178V191H182V190H185ZM247 189H248V188H247ZM163 190H165V188H164ZM166 190H167V189H166ZM168 190H170V188H169ZM168 190H167V191H168ZM175 190H176V189H175ZM206 190H207V189H206ZM214 190H215V188H214ZM217 190H218V189H217ZM255 190H257V189H255ZM262 190H264V189H262ZM148 191H149V190H148ZM176 191H177V190H176ZM186 191H187V189H186ZM192 191H193V190H192ZM196 191H197V190H196ZM207 191H208V190H207ZM241 191H243V192L241 193ZM248 191H249V190H248ZM129 192H130V191H129ZM132 192H133V191H132ZM149 192H150V191H149ZM149 192H148V193H149ZM160 192H162V191L160 190ZM182 192H183V191H182ZM184 192H185V191H184ZM139 193H140V192H139ZM141 193H142V192H141ZM146 193H147V189H146ZM157 193H158V191H157ZM168 193H170V192L168 191ZM168 193H167V194H168ZM171 193H173L172 190H171ZM177 193H178V192H177ZM177 193H176L175 195H177ZM186 193H187V192H186ZM189 193H191V195H192V192H189ZM193 193H194V191H193ZM203 193H204V192H203ZM240 193H241V196H242V194H243L242 197L240 196ZM143 194L145 195L144 192H143ZM154 194H155V192H154ZM164 194H165V193H164ZM181 194H182V193H181ZM215 194H216V193H215ZM262 194H263V193H262ZM144 195H143V196H144ZM157 195H158V194H157ZM165 195H166V194H165ZM168 195H169V194H168ZM173 195H174V194H173ZM175 195H174V197H175ZM194 195H196V193H195ZM199 195H200V193H199ZM249 195H250V194H249ZM263 195H264V194H263ZM145 196H146V195H145ZM148 196H149V195H148ZM148 196H147V197H148ZM178 196H180V195H178ZM183 196H184V193H183ZM183 196H182V197H183ZM201 196H202V193H201ZM203 196H205V195H203ZM203 196H202V197H203ZM206 196H205V197H206ZM237 196H236V197H237ZM138 197L140 198V196H138ZM147 197H146V198H147ZM152 197H153V196H152ZM158 197H159V195H158ZM158 197H156V198H158ZM172 197H173V196H172ZM172 197H171V198H172ZM174 197H173V198H174ZM184 197H186V194H185ZM191 197H192V200H193V195H192ZM195 197H196V196H195ZM143 198H144V197H143ZM143 198H142V202H143ZM160 198H161V197H160ZM164 198H165V197H164ZM166 198H167V197H166ZM175 198H177V197H175ZM180 198H181V197H180ZM144 199H145V198H144ZM181 199H182V198H181ZM196 199H197V198H196ZM205 199H206V198H205ZM232 199H233V198H231V200H232ZM235 199H236V198H235ZM247 199H248V202H247ZM125 200H126V199H125ZM145 200H146V199H145ZM153 200L156 201L155 198H154ZM153 200H151V201H153ZM159 200H160V199H159ZM194 200H195V199H194ZM200 200H202L201 197H200ZM200 200L197 201V202L195 201V202L197 203L196 205H198V204L200 203ZM173 201H174V200H172V203H173ZM175 201L177 202V201H179V200H175ZM182 201H183V200H182ZM202 201H203V200H202ZM229 201H230V200H229ZM260 201H262V200H260ZM260 201H259V202H260ZM140 202H141V201H140ZM142 202H141V203H142ZM148 202H150V201H148ZM157 202H158V201H157ZM159 202H160V201H159ZM176 202H174V203L176 204ZM180 202H181V201H180ZM186 202H187V201H186ZM198 202H199V203H198ZM216 202H217V203H216ZM235 202L233 201V203H235ZM144 203H145V202H144ZM162 203H163V202H162ZM162 203H161V204H162ZM192 203H193V202H192ZM201 203H202V202H201ZM201 203H200V204H201ZM207 203H208V204H207ZM226 203H225V204H226ZM231 203H232V202H231ZM239 203H240V202H239ZM151 204H152V202H151ZM153 204H155V202H153ZM182 204H183V203H182ZM200 204L198 205V208H197L198 210H200V209L202 208V206H203V205H200ZM213 204H214V206H213ZM220 204H223V203H220ZM263 204H264V203H263ZM158 205H159V204H158ZM158 205H157V206H158ZM165 205H166V204H165ZM172 205H173V204H172ZM177 205L179 206L180 204H176V206H177ZM185 205H186V204H184V207H182V205H180V207H177V210H175V212H174V213H176V216L179 215L178 217L180 218V220H181L182 222H185L184 220L187 219V218H185V217H188V216L190 217V215H194V214L196 213V210H197V209H196L197 206H196V207H192V206H191V207H190V206H189V207H186ZM229 205H230V204H229ZM233 205H234V204H233ZM250 205H249V206H250ZM256 205H258V204H256ZM256 205H255V206H256ZM170 206H171V205H170ZM187 206H188V203H187ZM194 206H195V205H194ZM224 206H225V205H224ZM230 206H231V205H230ZM230 206H229V207H230ZM249 206H248V208H250ZM150 207H151V206H150ZM166 207H168V206H166ZM232 207L236 208L235 206H232ZM148 208H149V206H148ZM160 208H162V206H160ZM163 208H164V207H163ZM209 208H210V209H209ZM221 208H222V207H221ZM225 208H226V207H225ZM225 208H224V209H225ZM243 208H242V209H243ZM252 208H253V206H252ZM153 209H154V208H153ZM167 209L169 210V209H172V208H169V207H168ZM174 209H175V208H174ZM202 209H203V208H202ZM207 209H205V210H207ZM218 209H219V207H218ZM245 209H246V208H244L243 211L246 212V213L248 214V213H249L248 210L246 209V210H247V211H246ZM263 209H264V208H263ZM156 210H158V208H157ZM162 210H163V209H162ZM164 210H166V208H164ZM168 210H167V211H168ZM252 210H253V209H252ZM252 210L250 209V211H252ZM257 210H258V209H257ZM150 211H151V210H150ZM213 211H216L215 208H214ZM213 211H212V213H213ZM225 211H226V210H225ZM231 211H232V210H231ZM231 211L229 210L228 212H231ZM240 211H241V213H242V210H240ZM254 211L256 212V210H254ZM154 212H155V210H154ZM156 212H157V211H156ZM156 212H155V213H156ZM159 212H160V211H159ZM162 212H163V211H162ZM165 212H166V211H165ZM168 212H171V211H168ZM216 212H217V211H216ZM222 212H223V211H222ZM139 213H140V212H139ZM152 213H153V212H152ZM152 213L149 212L150 215H151ZM155 213H154V215H155ZM172 213H173V211H172ZM174 213H173V214H174ZM207 213H209V211H208ZM214 213H215V212H214ZM217 213H218V212H217ZM217 213H215V214H216L215 216H217ZM250 213H252V212H250ZM250 213H249V215H250ZM135 214H136V213H135ZM149 214H148V215H149ZM157 214H158V213H157ZM160 214H161V213H160ZM163 214H164V213H163ZM163 214H162V215H163ZM165 214H166V213H165ZM165 214H164V215H165ZM177 214H178V215H177ZM199 214H200V213H199ZM210 214H211V213H210ZM227 214H228V213H227ZM130 215H131V217H132L133 214L131 213ZM140 215H141V213H140ZM144 215H145V213H144ZM150 215H149V216H150ZM169 215H170V214H169ZM196 215H197V214H196ZM219 215L221 216L220 213H218V216H219ZM222 215H223V214H222ZM232 215H233V214H232ZM235 215H236V214H235ZM251 215H252V214H251ZM253 215L255 216V214H253ZM136 216H138V214H137ZM136 216H135V218H136ZM141 216L144 218L143 215H141ZM159 216H161V215H159ZM200 216H201V214H200ZM202 216H203V215H202ZM202 216H201V217H202ZM206 216H208V214H207ZM215 216H214V214H213V215H209L208 218L206 217V219L204 218V219H205V223H206V225H204V226H205L206 228H211V230L213 229V232H216V233H215V235H216V234L218 233V230H219V229L217 228V225H219V224L221 223L222 220H221L220 222H218V220H217L218 218L216 219ZM239 216H240V215H239ZM256 216H257V215H256ZM256 216H255V217H256ZM261 216H262V214H261ZM127 217H128V216H127ZM139 217H140V216H139ZM139 217H137V219H136L137 222H138ZM147 217H148V216H147ZM147 217H145V218H147ZM174 217H175V216H174ZM189 217H188V218H189ZM201 217H200V218H201ZM225 217H226V216H225ZM247 217H248V216H247ZM252 217H253V216H252ZM259 217H260V216H259ZM128 218H130V217H128ZM140 218H141V217H140ZM168 218H169V216H168ZM168 218H167V219H168ZM176 218H177V217H176ZM176 218H175V219H176ZM191 218H192V217H191ZM197 218H198V217H197ZM232 218H233V217H232ZM250 218H251V217H250ZM147 219H148V218H147ZM155 219H156V215H155ZM172 219H173V218H172ZM177 219H178V218H177ZM193 219H194V218H193ZM198 219H199V218H198ZM219 219H220V218H219ZM226 219H227V218H226ZM243 219H244V218H243ZM254 219H255V218H254ZM257 219H258V218H257ZM261 219H263V218H261ZM132 220H133V219H132ZM132 220H130V221H132ZM134 220H135V219H134ZM134 220H133V221H134ZM161 220H162V219H160V221H161ZM180 220H179V223H180ZM235 220H236V219H235ZM241 220H242V219H241ZM252 220H253V219H252ZM259 220H260V219H259ZM133 221H132V222H133ZM158 221H159V218H158ZM166 221H167V220H166ZM168 221H169V220H168ZM170 221H171V219H170ZM172 221H173V220H172ZM172 221H171V222H172ZM177 221H178V220H177ZM193 221L195 222L196 220L194 219ZM193 221H192V222H193ZM199 221H200V220H199ZM247 221H249V220H247ZM250 221H251V219H250ZM253 221H254V220H253ZM173 222H174V223H172V224H174V225L176 226L175 221H173ZM190 222H191V220H190ZM222 222H223V221H222ZM228 222H230V221H228ZM231 222H232V221H231ZM235 222H236V221H235ZM235 222H234V223H235ZM163 223H164V222H163ZM163 223H162V224H163ZM165 223H166V222H165ZM168 223H169V222H168ZM218 223H219V224H218ZM239 223H240V222H239ZM243 223H244V222H243ZM247 223H248V222H247ZM259 223H260V222H259ZM134 224H136V222H135ZM148 224H149V223H148ZM150 224H151V223H150ZM153 224H154V223H152V225H153ZM156 224H157V223H156ZM159 224H160V223H159ZM162 224H161V225H162ZM166 224H167V223H166ZM237 224H238V223H237ZM257 224H258V223H257ZM145 225H146V224H145ZM167 225H168V224H167ZM181 225H183V224L181 223ZM187 225H188V224H187ZM191 225H192L191 228L193 227V225L195 226V227H193V228H197L196 226H198V223L196 224V222H195V224L192 223ZM250 225H251V224H250ZM259 225H261V224H259ZM121 226H122V225H121ZM121 226H120V227H121ZM141 226H142V225H141ZM141 226H140V227H141ZM147 226L150 227V225H147ZM156 226H157V225H156ZM156 226H155V227H156ZM171 226H172V225H171ZM178 226H179V225H178ZM204 226H202V227H203V229L206 230V228H204ZM221 226L224 227V223H223V225H220V227H221ZM227 226H228V225H227ZM230 226H232V224H231ZM248 226H249V225H248ZM255 226H256V225H255ZM255 226H254V228H255ZM257 226H258V225H257ZM143 227H144V226H143ZM148 227H147V228H148ZM185 227H186V226H185ZM187 227H188V226H187ZM213 227H214V228H213ZM145 228H146V227H145ZM145 228H144L143 230H145ZM151 228H152V226H151ZM160 228H164V227L162 226V227H160ZM168 228L170 229V225H169ZM175 228H177V226H176ZM180 228L183 230V227H182V226H181ZM199 228H201V227H198L197 230H198ZM224 228H225V227H224ZM224 228H223V229H224ZM230 228H231V227H230ZM234 228H235V227H234ZM252 228H253V226H252ZM254 228H253V229H254ZM259 228H260V226H259V227H256V229L253 230L254 233H255V231L257 232V230H259ZM134 229H135V228H134ZM177 229L179 230V228H177ZM181 229H180V230H181ZM203 229H201L202 231L199 230V232H200V231H201V232H204ZM214 229H215V231H214ZM244 229H245V228H244ZM248 229H249V228H248ZM262 229H263V228H262ZM127 230H128V229H127ZM143 230H142V232H144ZM148 230H149V229H148ZM180 230H179V232H180ZM185 230H186V229H185ZM230 230H231V229H230ZM239 230H240V229H239ZM249 230H250V229H249ZM139 231H140V229H139ZM156 231H157V229H156ZM183 231H184V230H183ZM188 231H190V230H187V232H188ZM191 231H194V230H191ZM132 232H133V231H131V233H132ZM164 232H165V229H164ZM168 232H169V231H168ZM177 232H178V231H177ZM181 232H182V231H181ZM181 232H180V233H181ZM194 232L196 233V229H195ZM213 232H210V235H211ZM223 232H224V231H223ZM236 232L238 233V231H236ZM245 232H247V231H245ZM126 233H127V232H126ZM131 233H129V235H130ZM140 233H141V231H140ZM154 233H155V231H154V229H153V233H152V234H154ZM159 233H160V230H159ZM172 233H175V232H174V229L172 230ZM172 233H170V234H172ZM182 233H183V232H182ZM185 233H186V231H185ZM188 233H189V232H188ZM191 233H193V232H191ZM197 233H198V231H197ZM197 233H196V234H197ZM205 233H207V232H205ZM205 233L203 234V237H204V238H205L204 235H206ZM225 233H226V232H225ZM231 233H233V232H231ZM234 233H235V232H234ZM240 233H241V231H240ZM250 233H251V231H250ZM250 233L248 232V234H250ZM133 234H135V232L132 233L131 236H133ZM157 234H158V233H157ZM165 234H166V232H165ZM165 234H164V235H165ZM196 234H194V235H196ZM199 234H202V233H199ZM235 234H236V233H235ZM246 234H247V233H246ZM248 234H247V235H248ZM251 234H252V233H251ZM260 234L263 235V233H260ZM260 234H256V233H255L254 235L252 234V237H250V238H248V236L246 237V235H245V237L247 238V240H242V239H244V238H242L241 235L239 234V236H240L241 239H239V237H237L238 239H237L234 243H233V242H232V243H233L234 245H239L240 247H241V246H242V247L245 246V248H247L246 250H249V248H252L253 250L251 249L252 252H250V253L248 254V253H244V252H243L244 249L241 247V248L243 249V251H242L241 249H240V250H241L243 253H242V252H240V253H241V254H245V255H244V256L241 255V254H237V255H235L234 252L236 253V251H233V256L235 255V256H234V259H236L239 263H243V264H264V249H259V246H260V245L258 246V244H260V243H262V241H264V237H263V238L260 237V236H259ZM137 235H138V234H137ZM144 235H146L145 232H144ZM148 235H149V234H148ZM167 235H168V234H167ZM185 235H186V234H185ZM185 235H184V236H185ZM189 235H190V234H189ZM194 235H193V236H194ZM207 235H209V232H208ZM207 235H206V236H207ZM213 235H214V234H213ZM213 235H212V236H213ZM217 235H218V234H217ZM217 235H216V236H217ZM219 235H220V234H219ZM219 235H218V236H219ZM225 235H226V234H225ZM236 235H238V234H236ZM138 236H139V235H138ZM138 236H137V237H138ZM140 236H143V233H142V235H140ZM152 236H154V235H152ZM174 236H175V235H174ZM180 236H181V235H180ZM191 236H192V234H191ZM191 236H190V237L188 236V239L191 238ZM229 236H230V235H229ZM263 236H264V235H263ZM143 237H145V236H143ZM150 237H151V236H150ZM194 237H195V236H194ZM201 237H202V235H201ZM203 237H202V238H203ZM208 237H209V236H208ZM213 237H214V236H213ZM227 237H228V236H227ZM227 237H226V238H227ZM132 238H133V237H132ZM171 238H172V236H171ZM171 238H170L169 240H167V241H168V243H169L171 246H174V248H175L177 251L180 249V251H182L183 254L189 252V250H187V251H186V250L183 251V250H184V249H182L183 246L180 248V244H181L182 242L185 241V239H184V241H182V240H183V237H182V238H173V239H171ZM192 238H193V237H192ZM192 238H191V239H192ZM195 238H197V237H195ZM195 238H194V240H195ZM199 238H200V237H198V239H199ZM223 238H224V237H223ZM226 238H225V239H226ZM133 239H134V238H133ZM157 239H158V238H157ZM160 239H161V238H160ZM163 239H165V236H164ZM198 239H196V240H198ZM200 239H201V238H200ZM215 239H218V237H216ZM215 239H213V240H215ZM221 239H222V238H221ZM231 239H232V237H231ZM231 239L229 240V238H227V241H228V240L231 241ZM235 239H236V236H235ZM134 240H135V239H134ZM139 240H141V238H140ZM148 240L153 241V239H149V238H148ZM155 240H156V239H155ZM189 240H190V239H189ZM205 240H206V239H205ZM205 240H204V241H205ZM208 240H212V237H210ZM233 240H234V239H233ZM144 241H146V240H144ZM165 241H166V240H165ZM186 241H187V240H186ZM186 241H185V242H186ZM202 241H203V239H202ZM202 241H200V242H202ZM215 241H216V240H215ZM215 241H214V242L212 241L213 244L215 243V245H213L212 243H210L209 245H208V244H207V245H206V244H201V247H200V248H202V249H204V250H206V251H208V252H213V254H215V256H216L215 260H213V257H212V260H211V262H209V263H210V264H219L220 260H223V262L221 261L223 264H224V261H226L225 263H228L229 261L232 262L231 259H233V258H232L233 256L231 257V259H230L229 257L227 258V255H228L227 250L224 249V248L219 247L218 245H221V244H220L219 242H218V243H219V244H218V243H216ZM218 241H219V239H218ZM220 241H221V240H220ZM223 241L225 242L226 240H223ZM223 241H222V242H223ZM141 242H142V241H141ZM148 242H149V241H148ZM187 242H188V241H187ZM187 242H186V243H187ZM209 242H211V241H209ZM149 243H150V242H149ZM232 243H230L229 245L232 246V248H233L234 246H233ZM140 244H142V243H140ZM151 244H152V243H151ZM184 244H185V243H184ZM217 244H218V245H217ZM222 244H224V243H222ZM231 244H232V245H231ZM142 245H143V244H142ZM144 245H145V246H144ZM144 245H143V246L140 245V247H143L144 250L147 249V248L149 247V246L146 245V244H144ZM136 246H137V245H136ZM189 246H190V245H189ZM191 246L193 247L192 244H191ZM195 246H196V245H195ZM197 246H200V245H197ZM239 246H237V247H239ZM256 246H258V247L256 248ZM125 247H126V246H124V248H125ZM138 247H139V246H138ZM140 247H139V248H140ZM158 247H159V243H158V241H155V243H154L153 245H150V247H149L148 249L156 250ZM161 247H162V246H161ZM161 247H160V248H161ZM165 247H166V246H165ZM185 247H186V246H185ZM192 247H190V248H192ZM223 247H224V246H223ZM263 247H264V246H263ZM263 247H262V248H263ZM183 248H184V247H183ZM186 248H188V246H187ZM227 248H228V250H229V246H227ZM232 248H230V249L232 250ZM122 249H123V248H122ZM140 249H141V248H140ZM143 249H142V251H144ZM163 249H164V248H163ZM168 249H169V248H168ZM188 249H189V248H188ZM198 249H199V247H198ZM202 249H201V250H202ZM234 249H235V250H238V252H239V248H238V249H237V248H234ZM125 250H126V249H125ZM129 250H130V247H129ZM172 250H173V249H172ZM192 250H194V249H192ZM195 250H197V249H195ZM201 250H200V252H201ZM231 250H230V251H231ZM134 251H135V250H134ZM134 251H133V252H134ZM157 251H158V250H157ZM159 251H161V252L163 253L162 250L159 249ZM121 252H122V251H121ZM124 252H127V251H124ZM131 252H132V251H131ZM133 252H132V254H133ZM146 252H147V251H146ZM151 252H152V251H151ZM161 252H159V255H161V254H160ZM164 252H165V251H164ZM166 252H168V251L166 250ZM173 252H174V251H173ZM175 252H176V251H175ZM128 253H129V252H128ZM135 253H136V252H135ZM149 253H150V252H149ZM153 253H154V251H153ZM156 253H157V252H156ZM176 253H177V252H176ZM178 253H179V252H178ZM192 253H193V251H192ZM192 253H189V254H192ZM197 253H198V254H197ZM203 253H204V252H203ZM203 253H202V254H203ZM231 253H232V251H231ZM154 254H155V253H154ZM169 254H170V253H169ZM180 254H181V253H180ZM194 254H195V251H194ZM196 254L199 256V251H198V252L196 251ZM202 254H201V256H202ZM209 254H210V253H209ZM211 254H212V253H211ZM246 254H247V255H246ZM136 255H137V254H136ZM138 255H139V254H138ZM151 255H152V254H151ZM165 255H167V253H166ZM170 255H171V254H170ZM170 255H168V258L170 257ZM172 255H173V254H172ZM186 255H187V254H186ZM207 255H208V253H207ZM229 255H231V254L229 253ZM229 255H228V256H229ZM127 256H128V254H127ZM132 256H133V255H132ZM147 256H148V254H147ZM147 256H146V257H147ZM198 256H196V258H199V257H200V256H199V257H198ZM129 257H130V256H129ZM129 257H128V258H129ZM135 257L137 258V256H135ZM142 257H143V256H142ZM142 257H139V258H142ZM175 257H176V256H175ZM183 257H184V256H183ZM188 257H189V256H188ZM191 257H192V256H190L189 258H187V259H189L188 261H189L190 263L193 262V260H192L193 258H191ZM203 257H205V256H202L201 259H202ZM207 257H210V256L208 255ZM144 258H145V257H144ZM149 258H150V257H149ZM149 258H148V260H149ZM151 258H152V257H151ZM157 258H158V257H156V259H157ZM172 258H174V256H172ZM178 258H179V257H178ZM180 258H181V256H180ZM205 258H206V257H205ZM225 258H226V259H225ZM126 259H127V258H126ZM142 259H143V258H142ZM159 259H160V257H159ZM162 259H163V258H162ZM166 259H167V257H165V260H166ZM182 259H183V258H182ZM187 259H186V260H187ZM199 259H200V258H199ZM201 259H200V260H201ZM210 259H211V257H210ZM210 259H207V261L210 260ZM227 259H230V260L228 261ZM130 260H131V259H130ZM132 260H133V259H132ZM144 260H145V259H144ZM174 260H175V258H174ZM186 260H185V262H186ZM200 260H199V261H200ZM126 261L129 262L128 260H126ZM140 261H142V260L140 259ZM146 261H147V260H146ZM167 261H168V260H167ZM167 261H165L166 264L168 263ZM171 261H172V260H171ZM179 261H180V259H179ZM183 261H184V260H183ZM183 261H182V262H183ZM191 261H192V262H191ZM194 261H196V260H194ZM197 261H198V260H197ZM201 261L207 262V261L204 260V258H203V260H201ZM227 261H228V262H227ZM234 261H235V260H234ZM153 262H154V261H153V259H152V263H153ZM157 262H158V261H157ZM162 262H163V260H162ZM165 262H163V263H165ZM174 262H175V261H174ZM221 262H220V263H221ZM138 263H139V262H138ZM150 263H151V262H150ZM163 263H162V264H163ZM209 263H208V264H209ZM222 263H221V264H222ZM127 264H128V263H127ZM129 264H130V263H129ZM136 264H137V262H136ZM139 264H141V262H140ZM142 264H144V263H142ZM145 264H146V263H145ZM153 264H154V263H153ZM159 264H160V262H159ZM179 264H180V262H179ZM182 264H183V263H182ZM193 264H196V263H193ZM199 264H200V263H199ZM202 264H203V262H202Z\"/></svg>","mask_w":264,"mask_h":264}]
</instances>
